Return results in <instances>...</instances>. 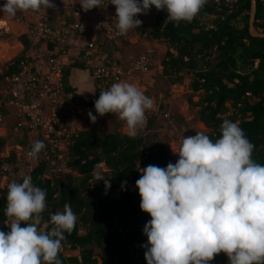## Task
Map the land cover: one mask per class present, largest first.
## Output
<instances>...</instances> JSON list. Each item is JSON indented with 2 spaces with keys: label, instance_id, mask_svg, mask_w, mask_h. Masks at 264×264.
<instances>
[{
  "label": "trees",
  "instance_id": "obj_1",
  "mask_svg": "<svg viewBox=\"0 0 264 264\" xmlns=\"http://www.w3.org/2000/svg\"><path fill=\"white\" fill-rule=\"evenodd\" d=\"M167 17L166 9L157 10L154 26L146 33L147 38L167 47L161 60L162 76L173 84L190 75L191 92L200 93L199 100L190 104L198 109L199 122L208 130L206 135L215 141L222 135L220 128L225 119L239 122L255 146L252 158L264 165V0H208L192 22L182 21L179 26L165 22ZM251 26L261 35H253ZM18 41L24 51L31 45L26 34ZM117 46L99 45L98 53L111 60ZM25 59L29 58L23 54L15 56L0 79L18 73ZM72 69L89 71L79 61L64 68L62 86L67 94L74 92L69 81ZM112 83L102 88L94 80V96L84 101L87 115L91 111L97 117L94 101ZM153 119L149 117L134 138L119 132L102 137L89 131L78 132L70 138L64 163L68 172L60 179L44 177L45 161L31 169L33 185L47 192V208L42 215L49 222L48 230L52 227L50 215L62 212L66 203L77 216L73 231L65 233L66 240L62 242V264H147L144 245L148 238L143 229L151 216L140 208L136 187L141 175L139 167L151 164L166 168L170 163L167 146L157 140L156 133L146 134ZM4 145L0 137V154ZM3 162L15 163V154L0 157ZM101 164L105 168L101 176L111 184L107 190L104 181H96L94 176ZM7 191L8 187L0 188V231L6 233L10 231L4 223ZM65 250H77L79 255L66 257ZM209 264L230 261L220 253Z\"/></svg>",
  "mask_w": 264,
  "mask_h": 264
},
{
  "label": "clouds",
  "instance_id": "obj_2",
  "mask_svg": "<svg viewBox=\"0 0 264 264\" xmlns=\"http://www.w3.org/2000/svg\"><path fill=\"white\" fill-rule=\"evenodd\" d=\"M103 0H80L85 12L102 7ZM208 0H110L116 8L118 34L140 28L139 15L152 6L167 10L165 22L179 26L192 22ZM56 9L52 0H6L0 12L9 19L19 12ZM100 116L112 113L125 122L129 137L146 124L153 100L135 84L120 82L102 91L94 101ZM95 123L97 117L88 112ZM221 137L213 141L203 132L183 136L175 164L166 168H140L136 187L140 208L151 220L143 231L148 238L147 264H209L225 253L230 264H264V165L252 157L255 146L239 122L225 119ZM46 145L34 141L27 156L38 160ZM96 181L109 179L97 171ZM122 183V187L126 185ZM4 209L9 232L0 231V264H62L59 258L65 233L73 231L77 216L70 204L44 220L46 190L36 187L31 176L11 182ZM25 227H21V224Z\"/></svg>",
  "mask_w": 264,
  "mask_h": 264
},
{
  "label": "rangeland",
  "instance_id": "obj_3",
  "mask_svg": "<svg viewBox=\"0 0 264 264\" xmlns=\"http://www.w3.org/2000/svg\"><path fill=\"white\" fill-rule=\"evenodd\" d=\"M5 3L6 0H0V7ZM156 12L157 9L152 6L147 14L139 15L137 19L142 21V25L140 28L135 29L134 34L136 35L132 33L128 41L119 43L111 60L106 58L93 59L87 65L89 71L86 73L79 72V77L76 78L84 81L85 86L91 89V83L88 79L90 77L95 80V68L93 67L97 65L103 66L106 70L113 67L119 69L121 73L117 75L119 77L111 76L110 78V81H113L112 85L120 82L135 84L146 96L153 100L154 107L146 111V123L149 117H154L153 125L149 131H146V134H157V140L164 143L168 148L170 163L175 164L179 159V155L174 151L179 150L183 136H195L197 132L206 134L208 130L199 122L198 109L190 104V101L195 103L200 97V93H193L190 90V75L184 76L180 83L175 82L172 84L170 80L161 74V60L167 47L163 42L150 40L146 36L147 31L154 26ZM83 14L88 22H95L96 19L92 13L86 14V12H83ZM3 16V12H0V75L3 73L5 66L17 55L23 54L25 57L31 58L32 63H35L43 58L46 53L43 43L35 45L32 40L33 42L29 48L24 51L18 41L19 36L23 34L27 36L30 26L39 19L38 12L31 10L19 12L16 17L11 19ZM250 32L253 35H261L260 31L252 26ZM142 56H146L148 59L147 71L137 68L136 63ZM7 87V80L0 79V99L8 90ZM1 111H7L8 114L3 117ZM59 115L62 117V124L72 133L89 131L96 137L116 132L127 134L125 122L119 120L112 113L105 116L97 114L95 123L88 119L86 114L85 116L75 117L71 114L63 115L60 113ZM23 133L20 111L13 105H2V100H0V137L5 141L0 157L4 159L8 158L12 152L15 154V163H0V188L7 187L13 181L22 183L24 176H29L31 169L40 161L47 162L46 171L44 172L45 178L60 179L68 172L63 165L68 147L72 142L70 139L60 140L56 146L50 144L51 139L39 137L37 140L42 141L46 147L40 153L39 159L33 160L26 157L23 154L24 151H20L16 147V144H19L20 147L25 145ZM54 147H58V149ZM56 168L61 170L59 172L54 171ZM97 171L102 175L105 171L104 165H99L94 174ZM63 254L70 257L78 256L79 252L77 250H65Z\"/></svg>",
  "mask_w": 264,
  "mask_h": 264
},
{
  "label": "built area",
  "instance_id": "obj_4",
  "mask_svg": "<svg viewBox=\"0 0 264 264\" xmlns=\"http://www.w3.org/2000/svg\"><path fill=\"white\" fill-rule=\"evenodd\" d=\"M52 2L56 9L38 12L39 19L30 26L27 33L31 43L34 41L35 45H45L44 57L35 63L31 60L22 61L19 72L6 79L8 90L1 99L2 103H10L19 108L25 138V145L20 147V151L23 150L26 157L32 143L39 137L51 139L50 144L57 146L60 140H68L78 133H72L65 127L59 115L71 114L75 117L83 114V108L64 91V68L74 61L88 65L93 59H104L106 56L98 53L99 45H118L128 41L132 33H135V30H130L127 35L118 34L116 8L110 0H103L102 7L86 12L94 15L96 20L92 23L86 20L80 0ZM148 63L147 57L142 56L136 65L140 70L147 71ZM93 68L94 78L102 88L110 82L111 76L117 78L121 74L116 67L106 70L96 65ZM56 170L59 172L61 169Z\"/></svg>",
  "mask_w": 264,
  "mask_h": 264
},
{
  "label": "crops",
  "instance_id": "obj_5",
  "mask_svg": "<svg viewBox=\"0 0 264 264\" xmlns=\"http://www.w3.org/2000/svg\"><path fill=\"white\" fill-rule=\"evenodd\" d=\"M26 58H29V57H26ZM29 59L31 60V58H29ZM29 59H25V60H29ZM77 70L78 69H72L71 73H70L69 81H70L71 86L74 89V92L72 94H70V95L83 108V114L82 115L85 116V114H86V117L88 118L87 111H86V106L84 104V101H90V100H92V98L94 96V80H92L89 77L88 81H90V83H91V87H90L91 89L87 88L85 86V82L84 81H80L76 77H79V72L86 73L88 71L87 70H79V71H77ZM5 79H7V78H5ZM75 80H77V81H75ZM85 92H86V95H85ZM2 97H3V95H2ZM2 105H4V103H2ZM5 105L12 106V104H10V103L5 104ZM13 106L16 107L15 105H13ZM16 108L19 110L18 107H16ZM2 112H4V114H2ZM7 114H8L7 111H1V115H3V117H5V115H7ZM1 131H2V129H1ZM16 147L18 148V150H20V145L19 144H16Z\"/></svg>",
  "mask_w": 264,
  "mask_h": 264
}]
</instances>
